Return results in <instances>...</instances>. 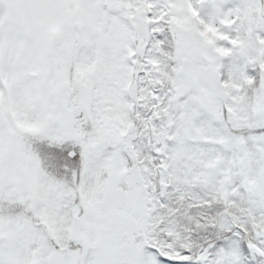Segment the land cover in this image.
<instances>
[{
  "label": "snow or ice",
  "instance_id": "snow-or-ice-1",
  "mask_svg": "<svg viewBox=\"0 0 264 264\" xmlns=\"http://www.w3.org/2000/svg\"><path fill=\"white\" fill-rule=\"evenodd\" d=\"M0 264H264V0H0Z\"/></svg>",
  "mask_w": 264,
  "mask_h": 264
}]
</instances>
